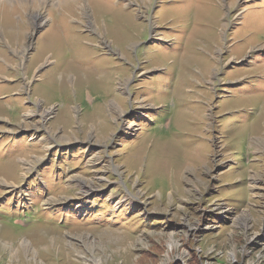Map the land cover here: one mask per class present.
Here are the masks:
<instances>
[{
  "label": "rangeland",
  "instance_id": "obj_1",
  "mask_svg": "<svg viewBox=\"0 0 264 264\" xmlns=\"http://www.w3.org/2000/svg\"><path fill=\"white\" fill-rule=\"evenodd\" d=\"M0 264H264V0H0Z\"/></svg>",
  "mask_w": 264,
  "mask_h": 264
}]
</instances>
